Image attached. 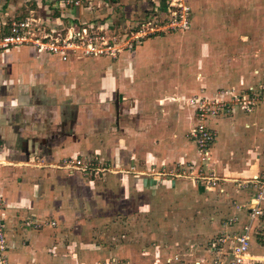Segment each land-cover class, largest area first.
I'll list each match as a JSON object with an SVG mask.
<instances>
[{
  "label": "crops",
  "instance_id": "crops-1",
  "mask_svg": "<svg viewBox=\"0 0 264 264\" xmlns=\"http://www.w3.org/2000/svg\"><path fill=\"white\" fill-rule=\"evenodd\" d=\"M124 2L120 5L127 7L129 3ZM201 2L190 1L194 21ZM230 6L236 11L242 7L246 33L244 43L233 47L235 52L228 49L231 54L241 53L231 56L228 63H223L225 51L212 53L200 67L201 90L197 81L191 82L196 89L187 88L191 80L184 78L180 65L176 74L179 89L164 83L152 86L157 76L151 73L161 65L154 61L155 38L173 34L151 37L133 56L124 54L112 60L61 62L29 47L0 53V197L5 209L0 219L5 226L8 264H104L125 257L127 247L97 244L103 236L107 239L102 226L112 224L111 211L123 219L131 216L122 223L134 225V212L154 209L161 191L159 210H171L179 198L186 202L181 195L189 185L199 189V184L183 175L186 170L202 175L206 164L189 137L196 122L186 101L194 96L218 97L219 92L231 89L245 90L264 78V0H228ZM3 14L0 27L10 20L5 21L8 13ZM128 18L125 15L124 24ZM190 72L199 78V64ZM162 76L170 77L172 71L164 70ZM92 77L94 81L89 79ZM77 90V95L72 94ZM233 115L234 119L212 122L216 140L207 163L210 167L205 166L215 171L216 162L221 163L215 158L224 160V167L231 151L239 152L238 156L244 152L240 172H228L237 175L240 184L264 168V105L252 113L235 109ZM241 128L245 130L241 132ZM244 138L248 143L243 148L235 144ZM89 158L95 169L99 167V179L57 168L68 159L86 162ZM218 178L223 180L220 173ZM221 187L218 184L208 190L223 192ZM237 192L245 196L238 197L235 206L248 204L249 193ZM233 215L236 223L228 226L229 233L240 231L247 221L245 209ZM209 245L204 264L211 257ZM248 258L249 264H264V230L251 238ZM128 264L139 262L135 258Z\"/></svg>",
  "mask_w": 264,
  "mask_h": 264
},
{
  "label": "rangeland",
  "instance_id": "rangeland-1",
  "mask_svg": "<svg viewBox=\"0 0 264 264\" xmlns=\"http://www.w3.org/2000/svg\"><path fill=\"white\" fill-rule=\"evenodd\" d=\"M130 2L132 3L131 5L133 7L130 5ZM142 2L143 0L129 1V7H126L125 5H118L115 2L113 3V5L109 4L108 6H106L103 4H99L100 6L98 5L97 7L95 2L92 7H89V10L87 12L76 11L78 15L77 18H79L83 22L88 23H108L111 30L114 28L116 36L123 38L126 27L128 26L121 25L124 24L125 15L127 17H141L138 14L144 9V7L142 6ZM199 2H201L202 9L200 8L199 10L198 5V12L196 13L195 10L196 20H192L191 28L188 31L173 35H167L161 38H155L158 42L154 50L156 51L154 61L160 62L161 65H156L157 68H155L153 70V73H151L152 75L155 74L157 76L153 80L151 79L153 87L157 86L158 84L163 85V83L165 85H174L175 87H177L178 83H180L176 79V74H178L177 71H179L177 69V65H180V69L183 71V73H186V76L184 78H188L189 80H191L190 83L196 81L197 83L199 82V90H201L200 87L204 82V79L201 76L200 68L202 63L204 62L203 65H205V61L210 60L209 57L212 55V53H220L223 51L229 53L228 48H237L238 46H240V44L244 43L242 38L246 33L244 31L246 25L244 24V15L241 12V6L237 8L240 11H236L234 8L231 9V6L228 7V0H199ZM35 3L39 2H35L34 0H0V16H3V13H8L6 14L7 16L5 19V21H7L8 17L10 20L13 17L22 18L29 16L31 11H35L32 12V17L37 16L40 21L41 18L47 19V13L45 10H43L46 9L45 3H42L39 6L40 8H36ZM207 5H212V7L209 8L207 7ZM86 6L87 5H85L84 7ZM203 6H205L204 10ZM110 7L112 10L110 9ZM127 8L130 9L128 10ZM98 9L101 10L98 11ZM109 11H111L110 15ZM217 16H219L220 19L217 18ZM50 17H53L52 14L50 15ZM62 19L63 18L60 17V22H62ZM64 21H66V19H64ZM256 25L260 26L258 21ZM128 32L129 31L127 27L126 34H128ZM257 36H260L259 32ZM149 39H146L144 42H142L140 46L138 45L134 51H123L119 53L117 57L106 58L109 60L118 59L124 54L133 56L137 52V49L144 45ZM235 41L236 46L233 45ZM232 52H235L234 49L233 51H231V53ZM226 53L224 54L225 58L222 57L223 63H228L231 56H234L237 53L241 52L239 51L235 54ZM162 60H164V62L167 61L168 64H163L164 62H162ZM195 64H199V78H196L195 76L197 75H193L190 72L191 70H193ZM164 70H171L172 76L164 78V76H162V71L164 72ZM161 78L164 80H162ZM89 79L91 81H94L95 77ZM190 83L187 88L190 90L196 89V87L193 88L195 84ZM182 85L185 84L183 83ZM177 89L179 88L177 87ZM205 90L207 91L208 88H205ZM78 92L79 91L77 90L72 94L77 95ZM71 98L73 99V96H71ZM68 99L69 98L64 97V100ZM39 101L43 102L44 100L43 98H41L39 99ZM263 105L264 104H262L261 106ZM181 107L184 108L183 105H181ZM236 115H228L224 118L225 120H230L231 118L234 119ZM262 129H264V127H262ZM243 130L245 129H240L241 132ZM220 131L221 130L218 129V133H220ZM237 143H239L238 145H241L239 147L243 148L245 145H247L248 142L244 138L241 139L240 142H235V144ZM262 151H264V146ZM238 155L239 152L235 153L231 151L229 159H227L224 163V167H222L221 165L224 160L215 158L217 161H221V163L216 162L215 171L208 170V166H205L209 165L210 167V164H207L209 163V161L204 162L206 164H204L203 166L204 170H202V175L199 176V180L192 178L194 183L190 181L192 180L191 178H189L190 180H188L193 184H199V189L193 188L190 185L186 190L184 189L182 191L184 194H182L181 196L185 197L186 202L184 201V198H179L176 201L175 209L159 210L160 208L158 206V200H161V198H163L164 196V191H161L156 196L154 209L152 208L151 210H141V212L137 213L136 211L134 212L132 217H136L137 219L134 225L124 224L131 216L125 217L123 219V217H120V214H118L117 211H111L113 213V217L110 218L112 224L102 226V231L107 232V239L103 236V239L100 238L102 240L99 239L97 244H104V246L118 245L123 246L124 248L127 247V253L125 257H117L111 258L110 260H105L104 264H117L118 262H124L123 264H128L130 263L131 259L135 258L139 262V264H204L203 259L206 257L207 247L209 243L217 241L218 239H222V235L226 233V229L228 228L227 221L229 219H233L235 217L233 214L236 211H239L236 208L237 205L235 206L236 203L240 202V200H238V197L242 195L245 196V194L237 192V189L245 190L244 188H240L242 186V182L240 184L237 183V181L241 179L237 178V175L235 174L233 175L228 173L229 171L233 172V170H237L236 172H240L238 171V167L244 162L241 158H244L246 156L244 152H242L240 156ZM246 155L247 158L249 157L251 159L252 155H250L249 153H247ZM66 162L67 163H65V161H62L57 166V168L67 169L68 171L74 172L76 175H80L82 177L84 176L88 179H95L97 177L98 179L100 178V170H98V166H96L98 169L95 170L92 168L91 171H88L85 174L72 169V163L70 159H68ZM88 162L92 163L93 161L89 158L86 160V164ZM246 163H248V161H245V164ZM245 166H247V164ZM220 167H222L223 171L220 170ZM216 173L218 176L220 173L223 177V180H221V178H218V181L215 180V177H218ZM210 178H212V180H209ZM234 180L236 181L234 182ZM213 181L216 182V185L221 184V186H223L219 189L225 188V190L223 189V192L218 190V193L217 190L215 192H209L208 188H210V186H213ZM180 206H182L181 209H176ZM0 210H5L4 205H2ZM122 221H124V223H122ZM0 222L2 224L1 219ZM24 223L25 225L28 224L26 222ZM51 223L52 222H50L51 227H54L55 224L52 225ZM2 225L3 233L5 235V226L4 224ZM24 227L26 228L29 226L26 225ZM45 227L47 226L44 225L43 228ZM94 229L96 228L94 227ZM101 241H103V243H100ZM3 242L5 243L4 247L5 252L7 253L8 248L6 247L5 238L3 239ZM98 247L101 246L98 245ZM4 256L6 258V263L8 264V257H6V254H4ZM173 256H175L176 258H172Z\"/></svg>",
  "mask_w": 264,
  "mask_h": 264
},
{
  "label": "built area",
  "instance_id": "built-area-1",
  "mask_svg": "<svg viewBox=\"0 0 264 264\" xmlns=\"http://www.w3.org/2000/svg\"><path fill=\"white\" fill-rule=\"evenodd\" d=\"M34 1L41 2L40 4L35 3L36 8H40L39 6L45 3L46 9L43 10L47 13V19L41 18L40 21L37 16L32 17L31 14L35 11H31L29 16L13 17L10 21L2 23L0 53L15 48L29 47L38 54L56 57L61 62H67L73 58H114L123 51H134L138 45L140 46L142 42L151 37L188 31L193 19L191 0H143L144 9L138 14L141 17L131 16L126 20L123 26L128 25L129 32L126 34V27L124 36L121 38L116 36L114 28L111 30L108 23L83 22L77 18L76 11L87 12L95 2L98 7L99 4L108 6L115 2L120 5L124 1L134 0ZM85 5L87 6L84 7ZM51 14L53 17H50ZM60 17L63 18L62 22H60ZM218 94L219 96L214 98L194 96L186 101L196 122L189 137L202 162L210 160V150L216 140V131L213 129L212 122L232 115L235 109L244 113H252L264 104V78L255 86L245 90L231 89ZM71 163V168L81 173L86 174L92 168L95 169L91 162L86 164L84 161L77 160ZM183 175L186 178L197 180L200 176L199 172L189 171L188 173L187 170ZM212 185L215 186L216 182L213 181ZM241 185L240 188H244L249 193V200L248 204L237 205L236 208L246 210L247 221L241 226L240 231L226 232L222 235V239L210 243L209 264H249L250 240L264 230L262 224L264 223V168L258 175L243 181ZM2 205L0 197V209ZM235 223V218L228 220L229 227ZM3 239V225L0 222V264H7Z\"/></svg>",
  "mask_w": 264,
  "mask_h": 264
}]
</instances>
